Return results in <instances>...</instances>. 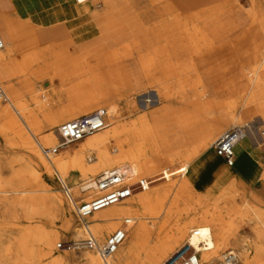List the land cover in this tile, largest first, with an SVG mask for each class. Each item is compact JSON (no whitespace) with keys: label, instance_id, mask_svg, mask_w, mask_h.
<instances>
[{"label":"rangeland","instance_id":"1","mask_svg":"<svg viewBox=\"0 0 264 264\" xmlns=\"http://www.w3.org/2000/svg\"><path fill=\"white\" fill-rule=\"evenodd\" d=\"M111 1L90 0L86 5L92 6L94 9L92 17L96 20L109 11L103 10V7ZM148 3V0H138V7L144 9ZM254 3L264 11V2L261 0H225L218 5L220 13L217 15L216 25L227 30L221 33L219 39L229 38L235 43L233 46L239 45L237 36L252 25L249 12ZM164 4L160 1L155 5L162 7ZM90 18L91 16L81 18L68 24L72 33V39L69 42L46 48V50L52 49L53 52L50 55L53 57L55 55L59 57L65 50H68L67 62H63L59 67L56 65L64 59L50 60L52 57H40L33 64H23L24 66L17 67L21 71L13 74L11 70L8 74L9 71L5 67L9 61L0 66V85L8 94L6 85L12 84L13 78L19 79L17 81L19 89L12 88L15 97L13 106L9 105V109L11 114L20 121L25 133L23 135L18 132L17 129L11 127L7 119L0 117V181L17 182L21 177H25L28 184H31L30 186L36 191L35 194L28 195L36 198L32 205L23 206L18 202V198L26 194L16 195L12 191H8L0 199V264H49L48 260L51 255L45 252L46 244H38L33 238L29 240L24 238L27 229L34 225L46 233L57 236L53 255L65 259L64 264H83L85 255L94 253L89 250L64 251L59 247L61 244L82 241L86 233L74 207L62 191V185L55 169L42 155L39 145L53 148L60 144L57 129L63 122L53 127L50 123L53 116L58 118L59 115L68 113V116L78 118L80 115H88L98 109L116 105L120 110L122 123H129L144 115H152L150 121L152 132L164 134L172 139L166 154L169 162L163 167L168 168L171 180L176 181L172 185L168 199L171 202L178 192L182 193L180 205L183 211L180 214V220L169 224L162 237L170 232L175 233L179 228L186 229L193 224L194 227L201 228L208 252L212 255L218 252L219 259L215 264H223V256L228 251H234L238 255L239 264H242V254L249 257L250 264H264V199L254 196L251 199L245 198L238 192L233 197L232 192L227 190L220 191L207 199V185L212 186L213 184L211 179L202 169L198 174L193 173L199 165L194 162L206 153L208 147L221 134L234 127H242L254 122L256 116H250L244 121H233L227 107L231 103V105L236 103L233 112L235 116H239L250 108H255L256 104H264V74L257 87L258 101L253 105L243 107V99H238L230 92L233 70L238 64V58L234 56L231 49L216 50L211 55L200 57L189 55L183 59L197 60L198 74L201 79L206 82L210 78L213 79L210 86L216 92L221 93L219 95L220 106L212 108L213 105L207 98L203 101L192 89L179 93L181 85L177 79H171V77L166 83L170 86L169 93L172 97L161 101L156 92L162 87L159 82L161 76L157 74L149 81L141 76L140 65H136L134 57L130 56L129 50L132 42L130 34L119 31L117 35L115 34V38L103 41L102 33L99 30L95 31L96 28L89 25ZM2 26L0 22V28ZM262 58L263 54H261V61ZM98 61L101 63L99 66L96 63ZM42 72H47V74L41 76ZM57 77L65 78V80L62 83L58 80L51 84L52 79L56 80ZM245 80L244 78L243 81ZM145 88L147 90L142 91ZM42 90H47V93L42 94ZM17 102L23 104V112L16 105ZM24 116L31 117L32 122L23 121ZM193 123L199 125L200 130L203 131V133L201 131L202 139H200L203 142L201 145L197 141L200 139L197 138V131L194 128L189 132L186 131V127ZM255 127L264 133V124L260 119H256ZM36 129L37 133L34 131ZM207 129L215 130V132L204 135ZM109 130L110 127H107L102 133ZM95 136L97 134L66 146L57 154L69 156L79 145ZM26 137L33 142L39 155L49 164L52 177L43 172L42 179L35 178L32 181L33 171L28 161L30 152L25 148ZM198 147L199 154L197 153ZM128 149L130 148L127 147L125 150ZM88 157L97 161L94 152H88L86 158ZM160 168L162 167H158ZM101 174L93 176L92 179L97 180ZM64 180L72 189L78 205L88 202L84 199L92 190L82 192L80 188L90 180H78L74 176L70 183L68 179ZM184 180L186 183L183 184ZM57 196L62 197L66 211L72 216L70 227L67 224L65 213L53 204L52 197ZM91 218L92 216L88 219L90 222ZM79 227L83 230L82 238L75 237L76 229ZM210 227L214 228L213 233ZM116 230L111 231L105 238L95 236L102 243ZM227 236L233 240L230 239L229 245L224 246L223 238ZM156 238L157 234H151L148 246L154 247L157 242ZM185 243L186 239L171 244L170 250L160 254L153 264H164ZM190 255L191 253L188 256ZM196 257L199 263L200 259L197 255ZM129 264L150 263L145 253L142 252Z\"/></svg>","mask_w":264,"mask_h":264},{"label":"bare ground","instance_id":"2","mask_svg":"<svg viewBox=\"0 0 264 264\" xmlns=\"http://www.w3.org/2000/svg\"><path fill=\"white\" fill-rule=\"evenodd\" d=\"M160 1H163L165 4L162 7H156V2ZM261 1L264 2V0ZM148 2L147 7L141 9L138 7V0H123L109 9L110 12L107 11L103 18L97 19L95 22L91 20L89 25L94 29L96 28L95 31L99 30L102 33L101 39L103 41L115 38V34L119 31L130 34V38L132 39L129 50L130 56L134 57L136 65H140L141 76L146 81L151 80L157 74L161 76L159 82L162 87L156 90L158 98L161 101L172 97L169 93L170 86L166 83L169 77L178 80L181 85L179 93L192 89L200 99L205 101L206 98L208 99V96L204 90L201 76L198 74L197 60L187 61L183 58L189 55L199 56L202 53H208V51L214 49L220 40H223L219 38L221 37V33H225L227 30L216 25L217 15L220 13L218 5L183 13L180 8L171 3V0H148ZM253 8L256 9L254 10ZM249 16L252 20V25L244 30L254 26L264 37V11L260 10L259 6L254 3ZM230 31L232 32V30ZM1 36L4 39L5 47L0 51V66L9 61V56L11 55L5 37ZM50 50L52 51V49ZM261 54H263L262 61L248 69V80L251 83V88L237 95L238 99H243V107L253 105L259 99L257 87L264 74V50ZM40 57L37 54L33 55L29 58L27 64H33ZM42 57L46 58L47 54H42ZM68 57V50H65L59 57L55 55L50 60L64 59V61L56 65V67H59L63 62H67ZM96 63L98 64L97 66L101 64L99 61ZM46 74L47 72H42L41 76H45ZM58 80L62 83L65 78L59 79L57 77L56 80L52 79L51 84ZM6 86L9 88L7 90L11 101L10 105L13 106L15 93L12 91V88L15 86L14 84ZM146 90L147 88L142 91ZM41 93L45 94L47 90H42ZM231 104H229L227 109L233 121H244V119L250 116H256L254 122L244 126H248L249 128L247 137L250 140L251 136H255L258 139L257 132L259 130L255 127V123L256 119H260L262 124H264V104H256L255 108H250L239 116H235L233 112L236 103ZM16 105L22 112L24 111V106L21 102H17ZM216 106L220 105H213L212 108ZM105 110L108 114L106 119L107 127H110L108 132L102 133L105 130L101 131V134L98 133L94 138L79 145L69 156L55 154L49 161L61 180L68 179L70 183L73 176L78 180H90L80 188L82 192L92 190L84 199V201L88 202L98 200L105 195V193H96L93 190L95 180L92 177L101 173L117 169L124 173L131 181L147 180L150 183L145 191L134 194L124 203H116L118 205L113 204L114 206L110 205L101 208L91 215V231L99 238H105L111 231L119 228L122 219L128 218L133 221L128 228V238L126 237L120 246L121 249L119 248L120 250L118 249L119 251L114 255V264H129L142 252L145 253L148 262L153 264L160 254H164L167 250H170L171 244L184 239H186V243H190L195 255L199 257L200 261L198 264H215L216 260L219 259V256H217L218 252L214 253V256L208 252L200 227H194L192 224V226L186 229L179 228L175 233L170 232L165 237H162L169 224L173 222L177 223L180 220L179 217L183 211L180 205L182 193L178 192L171 202L168 199L172 191V185L176 181L171 180L168 168L163 167L169 162L166 159V154L169 151L172 139L166 137L164 134H154L152 132V125H150L152 115H144L129 123H122L120 110H118L117 105L109 106ZM67 114H63L58 118H54L53 116L50 120L51 125L56 127L61 122H67L74 118ZM0 117L7 119L11 127L25 135L20 121L11 114L9 105L0 104ZM22 120L27 123L32 122V118L27 116H24ZM199 127L195 123L189 124L186 127V131L189 132V130L194 128L197 131V138L200 139L202 137V130ZM34 131L38 132L37 129ZM212 132H215V130L207 129L204 131V135L207 133L211 134ZM58 137L59 143H61L59 133ZM200 140L197 141L201 145L203 142ZM212 144L206 152L213 150ZM127 147L130 149L125 150ZM199 147L197 148L198 154ZM25 148L30 152L28 153V161L30 169L33 171L32 181L35 178L42 179L43 172L45 175L52 177L49 164L39 155L35 145L27 137L25 138ZM88 152H94L97 161H94L90 157L86 158ZM158 167L162 168L158 169ZM201 169L213 183L210 188H207V199H210L221 191L222 187L231 177V172L222 164L220 157L215 152H211L207 156L206 165L199 163L193 173L198 174ZM161 182L163 183L154 186ZM182 183H186V180ZM30 185L25 180V177H21L17 182L6 183L0 181V199L8 191H12L16 195L26 194V196L18 198V202L22 203L23 206L32 205L36 201V198L35 196L28 195L35 194L36 191ZM52 201L58 209L65 213L67 224L70 227L72 216L66 211L62 197H52ZM209 229L212 233L214 232L213 227ZM154 233L157 234V242L154 247H150L148 246L150 242L149 237ZM24 236L25 240L33 238L38 244H46L45 252H47V255H51L48 260L49 264H64L66 261L53 255V247L58 239L54 234L46 233L43 229L34 225L30 229H27ZM75 237H83L81 227L76 229ZM230 239H232L230 236L223 238L224 246L229 245ZM82 263L102 264L95 253H87ZM241 263L250 264L249 257L242 254Z\"/></svg>","mask_w":264,"mask_h":264},{"label":"crops","instance_id":"3","mask_svg":"<svg viewBox=\"0 0 264 264\" xmlns=\"http://www.w3.org/2000/svg\"><path fill=\"white\" fill-rule=\"evenodd\" d=\"M122 1H111L107 6L103 7V10H109ZM171 3L180 8L183 13H188L197 11V9L219 5L222 0H171ZM93 10L92 6H87L86 3L77 5L73 0H0V22L3 25L0 28V36L3 35L5 37L11 52L9 62L5 65L9 71L8 74H10V70L12 74L21 71L17 67L27 64L29 58L35 54L41 57L42 54H47V57H52L50 55L52 51L44 50V48L71 40L72 33L68 24L89 16L95 22L97 19L95 20L92 17ZM103 16L98 19L103 18ZM91 18L89 24L91 23ZM2 40L4 41L3 38ZM237 40L238 46H233L235 43L232 42V39L220 40L214 49L199 55V57L211 55L216 50H232L234 56L238 58V64L233 70L232 86L230 87V92L235 96L251 88V83L248 80V69L260 63L261 53L264 50V37L254 26L242 31L237 36ZM198 64L197 62L196 65ZM244 78L246 79L245 81H243ZM18 80L16 78L11 80L16 90L19 89ZM212 82V78L207 82L203 81L204 90L212 105H220L219 95L221 93L216 92L210 86ZM211 152H215L214 149L203 154L194 163H204L206 165L207 156ZM235 153V163L232 167L228 166L220 157L222 164L231 172V177L221 191L231 189L230 192H232L233 197L238 192L245 198L251 199L254 196L255 198L264 199V150L260 149L252 139L250 140L247 137L239 144ZM207 187L210 188L211 184L207 185Z\"/></svg>","mask_w":264,"mask_h":264},{"label":"built area","instance_id":"4","mask_svg":"<svg viewBox=\"0 0 264 264\" xmlns=\"http://www.w3.org/2000/svg\"><path fill=\"white\" fill-rule=\"evenodd\" d=\"M74 1L78 5H83L90 0ZM4 47L5 43L0 36V51ZM0 104H11L8 93L1 85ZM107 115L105 109H98L94 113L83 115L61 124L58 128L61 143L53 148H45L39 145L42 155L49 160L62 148L105 130L107 128ZM248 134V126L232 128L220 135L212 144V148L228 166L232 167L235 163L236 148L247 138ZM257 136L258 139L255 136H251V139L260 149L264 150V133L259 131L257 132ZM59 181L62 185L63 193L74 207L76 215L86 233V237L82 241L61 244L59 247L64 251H93L97 254L102 264H114V255L125 241L128 228L133 221L128 218L122 219L121 226L106 241L101 243L91 231L92 223L88 219L94 212L101 208L126 200L134 194H137V192L145 191L150 183L147 180L131 181L124 173L115 169L101 174L94 182L93 190L96 193H105V195L98 200L84 202L78 205L72 189L64 180L59 179ZM190 253L191 255L188 256ZM164 264H198V259L192 246L187 242ZM223 264H239L238 255L234 251H228L224 254Z\"/></svg>","mask_w":264,"mask_h":264}]
</instances>
